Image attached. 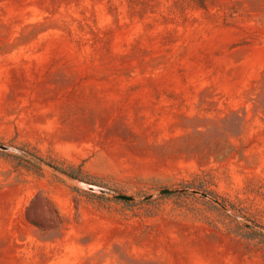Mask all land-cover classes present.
<instances>
[{"label":"rangeland","instance_id":"obj_1","mask_svg":"<svg viewBox=\"0 0 264 264\" xmlns=\"http://www.w3.org/2000/svg\"><path fill=\"white\" fill-rule=\"evenodd\" d=\"M0 147V264H264V0H0Z\"/></svg>","mask_w":264,"mask_h":264},{"label":"water","instance_id":"obj_2","mask_svg":"<svg viewBox=\"0 0 264 264\" xmlns=\"http://www.w3.org/2000/svg\"><path fill=\"white\" fill-rule=\"evenodd\" d=\"M0 148H2V147H0ZM175 191H172V190H168V189H164V190H161L160 191V194L161 195H166V194H171V193H174ZM193 193H197V192H195V191H193ZM201 196H203V197H207V195L206 194H200ZM116 198L117 199H121V200H131V198H129V197H125V196H116Z\"/></svg>","mask_w":264,"mask_h":264}]
</instances>
